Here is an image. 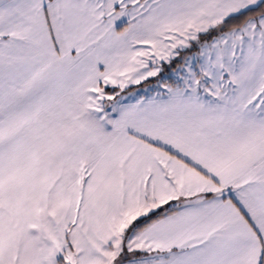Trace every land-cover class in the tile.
I'll return each instance as SVG.
<instances>
[{
    "label": "snow or ice",
    "instance_id": "1",
    "mask_svg": "<svg viewBox=\"0 0 264 264\" xmlns=\"http://www.w3.org/2000/svg\"><path fill=\"white\" fill-rule=\"evenodd\" d=\"M0 264H264V0H0Z\"/></svg>",
    "mask_w": 264,
    "mask_h": 264
}]
</instances>
